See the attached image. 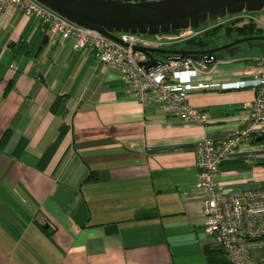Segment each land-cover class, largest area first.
Listing matches in <instances>:
<instances>
[{
  "label": "crops",
  "instance_id": "1",
  "mask_svg": "<svg viewBox=\"0 0 264 264\" xmlns=\"http://www.w3.org/2000/svg\"><path fill=\"white\" fill-rule=\"evenodd\" d=\"M46 37L19 7L0 17V264H232L206 229L196 146L235 132L255 92L192 91L209 122L186 121L158 97L140 102L74 37ZM221 57L194 81L244 78L264 58ZM216 182L264 189L262 139ZM252 255L264 264V248Z\"/></svg>",
  "mask_w": 264,
  "mask_h": 264
},
{
  "label": "built area",
  "instance_id": "2",
  "mask_svg": "<svg viewBox=\"0 0 264 264\" xmlns=\"http://www.w3.org/2000/svg\"><path fill=\"white\" fill-rule=\"evenodd\" d=\"M18 7L29 16L39 17L50 39L74 37L76 50L92 49L100 61L123 75L129 92L140 102L148 103L158 97L167 112L186 121H196L202 125L209 122L207 114L189 100L192 91L252 89L255 92L254 100L248 104L249 112L241 117L239 128L222 140L207 137L199 141L196 154L200 171L199 187L208 191L203 202L208 234L216 240L220 250L229 255L232 264H262L254 259L252 251L264 248V189L222 193L216 191V181L222 164L240 145L256 138H261L264 145V58L256 59L254 65L244 71L247 75L244 78L196 82L194 79L199 72L209 70L214 56L195 61L167 54L162 64L146 69L141 63L149 60V56L141 50L136 51L134 47L172 49L211 28H188L159 35L123 32L118 34L122 41H117L71 22L37 0H0V17ZM255 19L249 12H243L228 15L225 22L220 21L219 24L254 21L258 25Z\"/></svg>",
  "mask_w": 264,
  "mask_h": 264
},
{
  "label": "water",
  "instance_id": "3",
  "mask_svg": "<svg viewBox=\"0 0 264 264\" xmlns=\"http://www.w3.org/2000/svg\"><path fill=\"white\" fill-rule=\"evenodd\" d=\"M54 12L71 22L85 28L99 31L117 41H122L119 33L168 34L188 28L199 29L211 21L216 22L228 15L243 12L264 11V0H37ZM46 37L43 45L48 43ZM252 40H264V35L237 38L233 42L216 48L208 49H167L135 46L149 56L142 62L146 69L157 67L163 59L157 53L179 55L181 58H192L200 61L203 57L209 59L216 53L232 46ZM264 48V44H262Z\"/></svg>",
  "mask_w": 264,
  "mask_h": 264
},
{
  "label": "rangeland",
  "instance_id": "4",
  "mask_svg": "<svg viewBox=\"0 0 264 264\" xmlns=\"http://www.w3.org/2000/svg\"><path fill=\"white\" fill-rule=\"evenodd\" d=\"M249 14H251L252 16H254L255 21L258 22V25L262 28H264V11H260V12H249ZM228 17V16H227ZM226 18V17H225ZM222 20V18H220L218 21L214 22L211 21V24L207 25V26H202L200 29L203 30V28H215L220 26L219 22L220 21H224V19ZM242 23V22H241ZM223 24H227V23H222ZM225 26V25H224ZM222 26V27H224ZM258 26V27H259ZM220 36L216 37L212 43V47L216 48V47H220L222 45H225L227 42L230 41H234L235 38H239L235 33L233 34H227L224 29H221L220 31ZM262 44H264V41H258L256 43H251V42H244L242 43L241 46V51L239 53H235L234 55H231L230 51L227 49L221 50L219 51V56L221 57L220 60H224L222 58H225L226 60H231L234 58H240V57H246V58H259L261 56H264V48L262 47ZM178 49H182L183 46H178L176 47Z\"/></svg>",
  "mask_w": 264,
  "mask_h": 264
},
{
  "label": "trees",
  "instance_id": "5",
  "mask_svg": "<svg viewBox=\"0 0 264 264\" xmlns=\"http://www.w3.org/2000/svg\"><path fill=\"white\" fill-rule=\"evenodd\" d=\"M228 23L223 24L213 29L206 31L203 35H200L192 40H189L183 45V48H196V49H207L213 48L212 43L216 37H219L221 29L227 34L235 33L238 37L249 36V35H260L264 34V28L258 27L257 23L254 21L238 24ZM225 25V26H224ZM224 26V27H222ZM174 32V31H173ZM216 56L219 57V52L216 53Z\"/></svg>",
  "mask_w": 264,
  "mask_h": 264
},
{
  "label": "flooded vegetation",
  "instance_id": "6",
  "mask_svg": "<svg viewBox=\"0 0 264 264\" xmlns=\"http://www.w3.org/2000/svg\"><path fill=\"white\" fill-rule=\"evenodd\" d=\"M260 35H264V34H260ZM250 36H259V35H249V36H243V37H239V38H245V37H250ZM235 39H237V38H235ZM234 39V40H235ZM258 41H262V40H252V41H250L251 43H256V42H258ZM230 42H233V40L232 41H230ZM230 42H227L226 44H228V43H230ZM242 44V43H241ZM241 44H238V45H236V46H232V48H231V50L232 51H237V50H241L242 48H241ZM186 49V48H185ZM190 49H196V48H190ZM227 50H229V49H227ZM230 51V50H229Z\"/></svg>",
  "mask_w": 264,
  "mask_h": 264
}]
</instances>
